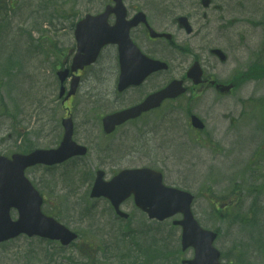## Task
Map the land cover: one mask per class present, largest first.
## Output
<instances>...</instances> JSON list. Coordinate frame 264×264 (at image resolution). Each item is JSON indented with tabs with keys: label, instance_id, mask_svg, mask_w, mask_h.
I'll list each match as a JSON object with an SVG mask.
<instances>
[{
	"label": "rangeland",
	"instance_id": "rangeland-1",
	"mask_svg": "<svg viewBox=\"0 0 264 264\" xmlns=\"http://www.w3.org/2000/svg\"><path fill=\"white\" fill-rule=\"evenodd\" d=\"M137 1L143 6L147 0ZM199 1L183 0L179 11L175 6L172 7L173 17L170 20L172 22L178 16L191 15L193 27L197 30L203 27L200 34L207 29L206 37H187L173 21L175 50L171 55L166 50L159 52L166 53L165 57L174 60L171 63L174 65L182 57L180 52L184 43L190 46L203 45L208 51L213 47L225 46L228 40L234 43L245 38L242 45L247 42V66L255 61L264 66V26L260 24L264 16V0H212L213 5L220 6L221 10L211 8L208 11L206 19L211 22L210 25L204 22ZM106 3L107 0H0L1 155L52 148L57 143L55 136L59 132L63 113L60 101H57L58 84L52 67L60 49L73 44L72 31H69L71 21L58 20L57 11L70 15L80 12L77 21L86 14L101 12ZM146 9L153 16L159 14L152 6ZM225 23L218 33L217 27ZM61 24L68 30H63L65 27ZM219 38L222 39L217 42ZM229 56L230 62H233L234 57L230 52ZM108 60L105 55L101 61L105 65ZM8 68L10 78L5 79L1 71ZM230 69L229 64L223 71ZM168 80L164 76L155 77L141 91L148 93L162 88ZM102 85L98 87L100 90ZM263 97L264 79H249L237 90L234 98L207 97L191 104L184 103V110L196 113L207 124L202 135V146L192 144V134H179L186 120L181 112H174L162 132L155 129L158 135L164 134L167 129L177 134L179 138L173 141L172 146L165 139L133 143L142 130V124H137L121 130L124 137L132 136L131 140H125L122 148L105 150L106 154L101 150L104 154L101 159L95 151L105 148L107 144L98 140L94 146H88L89 157L78 161L79 169L75 165L48 172L29 170L27 178L46 197L44 212L54 214L61 224L80 233L81 240L60 251L56 243L20 237L0 245V264H70L68 259L83 264L85 255L79 252L85 244L92 245L93 251L89 255L97 254V264H181L182 260L192 257L191 250H180V232L171 225L172 220L164 224L151 223L134 208L132 202H127L123 209L131 213L132 217L127 228L124 227L125 222L114 218L105 201L93 202L89 199L87 192L93 179L86 176L85 180L82 166L85 169L88 167V170L100 168L101 161H113V166L107 167V172L143 165L163 170L166 185L196 196L192 208L194 216L203 228L217 231L219 236L214 245L224 254L223 262L264 264ZM85 98L84 93L78 96L76 105L80 111H86L90 104ZM140 99L123 98V102L118 104H113L109 99H94L92 105L95 111L107 114L122 107V103L127 105ZM166 112L162 109L154 114V121L161 119L160 123H165ZM83 114L76 119L77 122L81 121L77 123L80 142L85 140L88 130L82 123ZM61 173L64 174L61 176ZM237 186L242 190L240 195L232 193ZM229 201H236L231 216L215 214L214 203L222 205ZM127 229L132 232L130 236L133 239L130 241L126 237L124 242H117L116 235L121 231L127 233ZM259 239L263 240L262 243ZM148 249L154 253L152 256L146 253ZM123 253L125 256L130 255L133 262L129 258L120 260ZM146 256L150 258L146 259Z\"/></svg>",
	"mask_w": 264,
	"mask_h": 264
},
{
	"label": "water",
	"instance_id": "water-1",
	"mask_svg": "<svg viewBox=\"0 0 264 264\" xmlns=\"http://www.w3.org/2000/svg\"><path fill=\"white\" fill-rule=\"evenodd\" d=\"M82 28L77 32L79 37L85 35ZM88 35L91 38H97L100 32L90 31ZM101 38H103V33ZM108 39H111V36H108ZM166 97H172L168 90L159 92L153 98H149L140 108L115 115L111 120L113 123H119L127 117H136L140 113L139 109L158 105V102ZM123 114L125 116L122 119ZM59 153L60 150L36 151L29 156L14 157L13 162L0 158V242L19 234L59 239L64 245L75 239L74 234L40 213L41 198L22 178V171L25 167L39 162L52 163ZM140 173V171L123 173L110 184L97 181L92 196H104L111 201L114 207H117L122 200L133 193L136 196L137 205L145 210L148 208L147 211L151 217L155 216L160 219L180 210L185 214V220L181 223L183 249L188 246L195 248L194 259L184 263L219 264V254L211 246L215 236L199 230L190 220L187 211L190 198L163 188L159 176L152 178L148 184L140 179ZM11 208H15L18 212L19 218L16 222L10 220Z\"/></svg>",
	"mask_w": 264,
	"mask_h": 264
},
{
	"label": "flooded vegetation",
	"instance_id": "flooded-vegetation-1",
	"mask_svg": "<svg viewBox=\"0 0 264 264\" xmlns=\"http://www.w3.org/2000/svg\"><path fill=\"white\" fill-rule=\"evenodd\" d=\"M137 12H139V10L136 11L135 13H137ZM147 22L151 28L152 27L154 28L155 26L158 27L159 31L157 29L156 30L160 33L169 32L170 23L167 21V19H163L162 21H159L158 23L153 24L152 18L150 16H148ZM171 29H172V22H171ZM146 36H148V34H147L146 27L144 25H138L136 28L131 29V31H130V37H131L132 41L136 45L138 44L146 54L154 55V54L158 53L159 51L163 50V45L166 44L165 39H161V38L160 39H148V38L145 39ZM72 50L73 49H71L70 52H72ZM70 59H71V56L69 55V57L65 59V61L62 63V66H60L59 68H61L63 66L67 68L71 62ZM221 65H223V64H221ZM221 65L213 66L211 68L208 67L205 69V71L202 70V75H203L202 79L204 80V82L200 85H194L187 79L186 73H187L189 68L188 69H187V67L184 68L182 70L183 76H181V78H180L183 81L184 85L187 84V87L185 86L186 87V96L185 95L184 96L189 97V98H199V97H202L205 93H209L212 91L216 92L215 86L213 85L214 82L224 83L225 81H227L228 84H231L233 86V90H236L238 88V85H240V83L242 82L241 79H243L244 77L242 76L241 79L238 80L236 71L233 70L229 76L224 78L225 75L222 72V70L220 69ZM234 65L235 66L239 65V62L234 60ZM117 68H118V70H117V75H118L119 74L118 60H117ZM234 69L241 70L242 68L235 67ZM167 70H169V68ZM85 72H86V69L81 71V72H77L75 74L76 76L80 77L81 83L83 81V76H84ZM101 72L103 73L104 71L101 70ZM99 75H100V78H102V75L101 74H99ZM86 80L88 81L87 87H89V82L91 79H86ZM153 91L155 92V90H153ZM187 93H188V95H187ZM125 95L126 94L120 95V96L124 97ZM215 97L216 98H224V96H221V95H216ZM72 99L73 98H70L69 100H72ZM67 101L61 102V104L64 105ZM171 103H172V101H164L161 105V108L166 107V109L169 112V113H165L166 114L165 116H167V121L165 123H162L163 125L169 124L170 116L172 115V110L170 107ZM152 112L155 113L156 110L152 111ZM152 112H150V113H152ZM70 113H69V116L71 115V118L74 119V117L72 116V113L71 114ZM92 113L93 112L89 113L90 119L92 118ZM148 114L149 113L143 114L139 119L135 120L136 122L142 121V122L146 123V125L143 127V130L140 133V139L143 142H157L159 139L157 138V134L155 132V129H153L151 126L155 122L154 121L155 118L150 117V118H154V119L153 120L150 119L148 121L147 120V119H149L147 117V116H149ZM160 120H159V122H160ZM129 122H131V121H129ZM187 129L190 130V128H187ZM105 137L107 138V140H112V143H111L112 145H116L119 147L122 146V140L120 141L119 138L111 139V135H110V137L109 136H105ZM174 138H175V136L172 135L171 131H169L168 136H167L168 142L170 143ZM105 166L109 167L110 162L105 163ZM106 170L108 171V169H106Z\"/></svg>",
	"mask_w": 264,
	"mask_h": 264
}]
</instances>
